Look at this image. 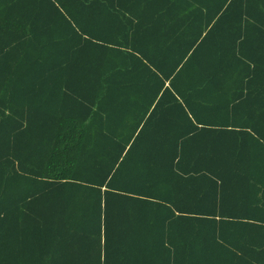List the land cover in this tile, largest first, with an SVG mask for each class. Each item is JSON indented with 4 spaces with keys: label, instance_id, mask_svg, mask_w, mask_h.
Wrapping results in <instances>:
<instances>
[{
    "label": "trees",
    "instance_id": "trees-1",
    "mask_svg": "<svg viewBox=\"0 0 264 264\" xmlns=\"http://www.w3.org/2000/svg\"><path fill=\"white\" fill-rule=\"evenodd\" d=\"M0 264H264V0H0Z\"/></svg>",
    "mask_w": 264,
    "mask_h": 264
}]
</instances>
